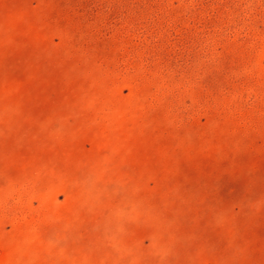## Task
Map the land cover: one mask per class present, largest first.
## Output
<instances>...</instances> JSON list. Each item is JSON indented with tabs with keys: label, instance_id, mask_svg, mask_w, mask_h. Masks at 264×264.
<instances>
[{
	"label": "rangeland",
	"instance_id": "374dc122",
	"mask_svg": "<svg viewBox=\"0 0 264 264\" xmlns=\"http://www.w3.org/2000/svg\"><path fill=\"white\" fill-rule=\"evenodd\" d=\"M0 264H264V0H0Z\"/></svg>",
	"mask_w": 264,
	"mask_h": 264
}]
</instances>
